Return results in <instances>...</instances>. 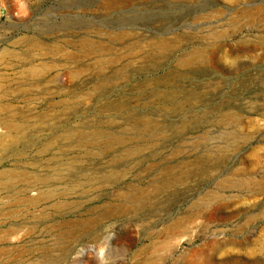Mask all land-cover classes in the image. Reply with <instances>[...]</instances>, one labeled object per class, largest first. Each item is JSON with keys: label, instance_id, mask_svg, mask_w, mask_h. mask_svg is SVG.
Returning <instances> with one entry per match:
<instances>
[{"label": "rangeland", "instance_id": "374dc122", "mask_svg": "<svg viewBox=\"0 0 264 264\" xmlns=\"http://www.w3.org/2000/svg\"><path fill=\"white\" fill-rule=\"evenodd\" d=\"M0 79L27 134L0 145V264L59 256L56 213L88 222L60 264H264V0H0ZM214 143L240 147L198 162ZM54 168L66 196L26 209L24 181L47 190Z\"/></svg>", "mask_w": 264, "mask_h": 264}, {"label": "bare ground", "instance_id": "6f19581e", "mask_svg": "<svg viewBox=\"0 0 264 264\" xmlns=\"http://www.w3.org/2000/svg\"><path fill=\"white\" fill-rule=\"evenodd\" d=\"M199 58H200V55H197V56L194 55L191 58L185 59L183 61V66L184 67L195 66L200 62L201 59L199 60ZM201 58H202V56H201ZM53 69H56V68H53ZM43 71L44 70H42V72ZM22 74H23V76H22L23 79L21 81L22 84L23 83L32 84L33 82L34 83L38 82V80L44 78V76H45L44 72L36 74V72L33 69L31 70L29 68L24 70ZM59 76H60V73L58 71L54 70V75H52V77H51V79H52L51 81L56 85V87L58 89L62 85V84H60V77ZM71 78L74 79L73 75L71 76ZM1 81L2 80L0 79V89H2V86H3L1 84ZM4 81H5V79H4ZM58 89L55 92L56 97H58V95H59ZM214 91H215V89H212L210 91V93L213 94ZM28 92H29L28 90L24 89V93L28 94ZM176 92L177 91H172L169 95L168 102L171 103L172 105L178 104V101H179V96ZM198 99H199V96L195 93H192V92L189 93L188 95L185 94V96H184V100H185L188 107L193 106V102L197 101ZM28 101H29V99H28ZM7 105H9V104L7 103L6 105H4V102H3V100L1 101V96H0V145L2 146V150H4V151H5V149H7L9 147H12L16 144H19V143L25 141L26 137H27V134L25 132L26 129L24 128V125L20 122L16 123L14 121V114L11 115V113H10V115H9V110H8L9 108ZM175 109L182 110L183 108H175ZM2 112H3V114H2ZM54 114L55 115H54V119H53L54 120L53 124H54V129H56L55 144H56V147L58 148V146H57L58 145V139L60 137V135L58 133V131H59L58 129L60 126L59 122H58V118H59L58 117L59 116L58 111H55ZM140 125L145 130L147 128H149V124L147 121H143L142 124H140ZM239 147H240L239 143H230V144L228 143V144H225L223 146L218 145L217 143L216 144L214 143V145H212L210 149H215V148L219 149L220 148L219 151L222 153V155L218 156V157H213L212 152H214V151L210 150L209 151L210 154L199 156L198 162L206 163V164L211 165V166H216V165L219 166L221 163L223 164L226 161V155H224V153L229 152V151H236L237 149H239ZM137 152H139V150ZM40 153H43V152L41 151ZM150 157L152 159L147 164H145V165L141 164L142 171H144L146 174H151L152 172H154L156 170V168L158 166L157 165L158 163H156L157 156H155V154H152V155H150ZM54 159H55V163L57 164L58 158L54 157ZM187 165H188V163H186L183 167H186ZM180 168H182V167H180ZM36 176H34L32 178V180H30V181L25 180L24 181L25 182V185H24L25 188L19 192V193H23V195H25L26 193H29V192L33 193L32 196H30L26 199V201H27L26 202L27 203L26 209L29 210V209L35 208L40 201L58 202L57 201L58 199L66 196L65 192L64 191L61 192L60 187L58 186V184L60 183L59 169L58 168H56V170L54 168V172L52 175L53 177H51L52 183H54L53 187L51 186V188H48L47 190H42L41 185H44L49 179L46 177L43 178L40 175H36ZM2 177L4 178V174L0 175V178H2ZM39 186H41V187H39ZM163 187L171 188V187H173V183L169 180H167V181L164 180L163 185L160 186V189L164 190ZM19 195H21V194H19ZM126 197L129 200L131 199L130 195L126 196ZM151 200L147 201V203L148 204L150 203L149 205L153 206ZM20 202L22 203V201L14 200V202H13L14 204H11V205L13 207H19ZM143 205L145 206L146 202H144ZM50 206L54 209L58 208L57 212L60 209V206L59 205L57 206V204H51ZM138 207H141V203L138 204ZM56 214H57V216H52L50 218L51 223L45 228H52V229H55V231H57V232L59 230L61 232V230H62L61 236H59V240L57 242V247L59 248L61 253L59 254V256L53 258L54 254H52L50 250H46L45 252H43V256L46 259V261L48 262V264H60L61 261H64V259H67L70 256H72L75 253L76 247L79 244V242L83 240V238L80 234L81 228H79V226L84 227V226H87V224H88L87 220H84L79 216H75V217L69 218V219L65 218L62 220V217L65 215H61L60 213H56ZM42 219L47 221L46 218H42ZM16 220H17V217H16ZM18 221L19 220H17V222ZM15 223H16V221H15ZM28 234L29 233L27 232L26 235H28ZM60 243L62 244L61 247L59 245ZM95 251H96V249H95ZM96 254L97 255L99 254L100 257L103 256V258H104V255H103L104 249L97 251ZM54 256H56V255H54ZM79 258H81V257H79Z\"/></svg>", "mask_w": 264, "mask_h": 264}]
</instances>
